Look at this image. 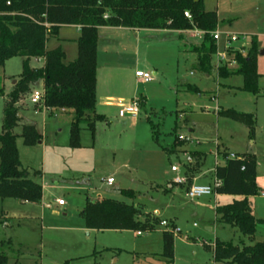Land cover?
Here are the masks:
<instances>
[{
  "label": "rangeland",
  "instance_id": "obj_1",
  "mask_svg": "<svg viewBox=\"0 0 264 264\" xmlns=\"http://www.w3.org/2000/svg\"><path fill=\"white\" fill-rule=\"evenodd\" d=\"M203 1L208 10L217 11L215 31L221 33L211 71L198 68L194 52L204 41L202 31L193 36L185 30L181 38L178 33L142 38L138 48L142 60L137 64L133 45H127L125 52L118 39L101 45L100 88L107 89L114 102L124 97L127 104L132 97L144 95L146 103L133 120L119 116L120 107H103L99 95L97 112H104L107 118L97 122L94 134L83 126L80 147L70 146L72 113L50 111L33 103V93L43 91L44 85L42 80L31 85V91L18 103L21 121L14 132L22 167L43 186V202L0 198V252L7 254L8 264H227L214 260L216 239L239 246L264 241V222L257 223L253 238L216 222V206L239 199L237 195L213 194L193 200L187 196L190 180L213 184L214 169L223 162L218 152L254 153L258 193L250 200L255 217L264 220V54H257L258 96L242 89L241 75L218 74V67L231 59L229 47L246 54L255 38L259 51L264 49V0ZM62 33L71 38L76 29L65 27ZM234 35L237 40L229 42ZM55 41L57 36L49 37L50 49ZM221 54L225 60L220 59ZM24 61L16 56L0 66L4 91L0 95V133L8 95L20 78ZM28 64L41 68L44 61L32 57ZM229 68L235 69L236 64L230 63ZM138 69L154 79L147 83L139 80L135 75ZM186 84L200 92L187 90ZM218 109L253 113L254 137L245 124L219 115ZM25 124L35 126L42 142L24 143L20 134ZM194 152L204 154L198 158ZM172 166H177L178 172H172ZM178 175L185 176L187 183L174 184ZM108 176L115 179L111 186L106 183ZM123 189H132L134 194ZM99 193L141 207L158 221L141 235L136 230H88L79 212L87 196L95 198ZM60 199L62 206L57 202ZM163 220L169 225H161ZM166 229H174L172 259L163 254Z\"/></svg>",
  "mask_w": 264,
  "mask_h": 264
},
{
  "label": "trees",
  "instance_id": "obj_2",
  "mask_svg": "<svg viewBox=\"0 0 264 264\" xmlns=\"http://www.w3.org/2000/svg\"><path fill=\"white\" fill-rule=\"evenodd\" d=\"M188 12L190 18L185 16ZM218 14L207 10L203 0H0V66L12 57L25 59L20 78L8 95L0 133V198H13L23 203H40L42 185L29 176L22 167L17 147L18 134L14 128L19 125L18 103L31 91V85L43 81V105L51 110L72 113L70 146H81L83 126L92 134L96 124L106 119L97 112V52L99 28L102 26L126 27L131 29H167L185 31L198 29L204 34V41L194 48L198 68L205 72L212 69V56L217 44L212 33L218 26ZM63 25L80 28L76 40L78 56L65 62V52L58 46L48 49L50 36H57ZM246 54L229 47L230 61L218 67L222 77L239 74L243 77L244 91L260 95L257 68L259 46L252 38ZM43 58L41 68H31L28 61ZM234 62L235 69L229 64ZM187 90L200 92L198 87L187 84ZM4 91L0 88V95ZM139 104L143 102L139 98ZM219 115L245 124L253 138L256 117L253 113L233 109H218ZM27 146L42 142V135L35 126L23 125L20 134ZM176 142H179L178 137ZM198 158L202 152H194ZM224 163L217 164L214 175L221 181L217 194L241 196L230 203L215 208L216 222L237 228L241 234L253 238L257 219L253 214L251 196L258 193L257 159L252 153L228 158L229 153L218 152ZM198 164V163H197ZM122 192L133 195L132 189ZM85 227L94 230H136L143 232L154 228L158 218L145 214L141 207L113 198L86 197L79 212ZM144 215V220H141ZM164 256L174 257V229L163 231ZM213 257L217 262L227 264H264V241L249 245H235L216 239ZM9 257L0 252V264H8ZM35 264H39L36 262Z\"/></svg>",
  "mask_w": 264,
  "mask_h": 264
},
{
  "label": "crops",
  "instance_id": "obj_3",
  "mask_svg": "<svg viewBox=\"0 0 264 264\" xmlns=\"http://www.w3.org/2000/svg\"><path fill=\"white\" fill-rule=\"evenodd\" d=\"M205 8H206V5H205ZM206 9L208 10V8H206ZM65 27H73V28H75L76 29L75 36H73L71 38L65 36L62 33L63 32V28H65ZM190 32H192V35H193V33H197L198 34L201 31H199L197 29L196 30L193 29V30H190ZM159 33H171V34H175V33L177 34L178 33L179 37L181 38L183 36V34L187 33V32L176 31V30H167V29H131V28H126V27H113V26H102V27L99 28V41H98V52H97V98L100 95V97L102 99V106L103 107L117 106V107H120V109H121L120 104L121 103H125L124 102L125 100H123L124 97H121V98H119V100L121 99L119 102H114L113 101V97L111 96V94L107 93L109 91H107V89H105L104 87L100 88V83H99V78H98L99 77L98 76V70H99L98 69V59H99V52H100L101 45H103L105 47V46H107V44L109 45V44L113 43L115 41V39L116 40L118 39V41L123 45L122 46L123 52L126 51L125 48H127V45L129 47H131L133 45L136 48V52L134 53V60H135V63L137 64L139 61L141 62V60H142V59H140V55L138 53V48L140 47L142 38L153 36L154 34H159ZM79 36H80V28L78 26H75V25H63V26L60 27L58 35H57V41H55V44H54L53 48H56V47L60 46L64 50V52H65V62H69V61H72L75 58H77V56H78V46H77L76 40L78 39ZM70 44L72 45L71 48L68 47ZM47 47H48V49H50L49 46H48V42H47ZM53 48H51V49H53ZM124 54L125 53H123V55ZM38 59H40L41 61H44L43 58H38ZM144 63L146 64L147 62H144ZM138 70H140V69H138ZM155 73L156 72H154V74ZM135 75H136V72H135ZM106 79H108V76H107ZM106 84H108V82ZM134 98H138V99L141 98L143 104L146 103V96H144V95L132 97L131 100L134 99ZM131 100H129V101H131ZM42 106L44 108H46L47 110L49 109V108L45 107L44 105H42ZM96 108H97V106H96ZM49 110L53 111L51 109H49ZM102 113L106 117V114L104 112H102ZM102 113H100V114H102ZM121 117H126V116H121ZM133 120H135V119H133ZM247 153H250V152H247ZM235 154L239 155L240 153L236 152ZM244 154H246V153H244ZM252 154H254V153H252ZM189 160L192 161L193 158H190ZM222 163H224V159H223ZM108 177H110V176H108ZM214 179H215V175H213V181H214ZM114 183H115V179H114ZM192 183L193 182H191V180H190L189 185L192 184ZM189 185H188V188H189ZM188 188H187V190H188ZM217 195H223V194H217ZM101 196L102 195L99 193L97 197H101ZM238 197L241 198V196H238ZM42 200H43V196H42ZM42 204L45 207L49 208V204H44V203H42ZM84 204H85V200H84ZM60 206H62V205H60ZM217 206H219V205H217ZM141 220H144V218L141 219ZM83 222H84V220H83ZM77 229H79V228H77ZM86 229H88V228H86ZM137 234H138V232H137ZM141 234H138V235H141Z\"/></svg>",
  "mask_w": 264,
  "mask_h": 264
},
{
  "label": "built area",
  "instance_id": "obj_4",
  "mask_svg": "<svg viewBox=\"0 0 264 264\" xmlns=\"http://www.w3.org/2000/svg\"><path fill=\"white\" fill-rule=\"evenodd\" d=\"M185 16L190 18L191 16L189 15L188 12H185ZM213 37L215 40H218L220 38L221 33L217 30L212 33ZM237 40V37L234 35L230 41H235ZM221 60H225V55L221 54L220 57ZM136 76L143 82L147 83L150 82L154 79V77L145 71L142 70H137L136 71ZM43 97H44V91H35L32 95L31 101L35 104H42L43 105ZM121 109L119 111L120 116H129L132 119H136L139 115L140 111V104H139V99L134 98L131 101H129L127 104L121 103L120 104ZM181 138H183L181 136ZM237 155L235 153H229L228 158H236ZM172 172H178V167L177 166H172L171 167ZM188 179L185 176L178 175L173 183L174 184H185L187 183ZM106 183L107 185L111 186L114 183V178L112 176L106 178ZM221 184V181L215 177L213 184H195L192 183L189 185V188L187 190V196L190 199H198L203 196H208V195H213L217 194V187ZM264 195V193H263ZM59 205H63L64 201L63 200H57ZM161 225L167 226L169 225L167 221L163 220L160 222ZM142 232H138V234H141Z\"/></svg>",
  "mask_w": 264,
  "mask_h": 264
},
{
  "label": "water",
  "instance_id": "obj_5",
  "mask_svg": "<svg viewBox=\"0 0 264 264\" xmlns=\"http://www.w3.org/2000/svg\"><path fill=\"white\" fill-rule=\"evenodd\" d=\"M259 53L260 54H264V49H261L260 51H259ZM15 83V82H14Z\"/></svg>",
  "mask_w": 264,
  "mask_h": 264
}]
</instances>
